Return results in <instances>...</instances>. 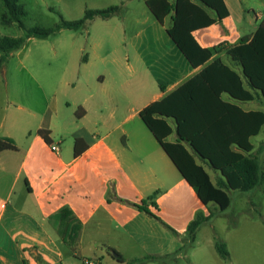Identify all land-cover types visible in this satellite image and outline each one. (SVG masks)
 I'll return each instance as SVG.
<instances>
[{
	"label": "crops",
	"instance_id": "1",
	"mask_svg": "<svg viewBox=\"0 0 264 264\" xmlns=\"http://www.w3.org/2000/svg\"><path fill=\"white\" fill-rule=\"evenodd\" d=\"M224 1L230 15L193 34L202 47L217 48L210 62L220 59L241 73L223 48L248 40L259 26L247 32L241 0ZM119 5L118 14L92 19L81 44L72 45L46 109L14 113L8 127L0 124V264L106 258L127 264L172 255L198 213L208 215L140 116L202 68H194L168 34L171 14L162 24L146 0ZM223 99L244 111L261 110L228 94ZM40 129L50 130L52 144ZM77 137L88 144L78 157ZM176 138L177 131L170 140Z\"/></svg>",
	"mask_w": 264,
	"mask_h": 264
},
{
	"label": "trees",
	"instance_id": "2",
	"mask_svg": "<svg viewBox=\"0 0 264 264\" xmlns=\"http://www.w3.org/2000/svg\"><path fill=\"white\" fill-rule=\"evenodd\" d=\"M1 1L10 15V19L7 15L3 17L4 24L13 20L24 28L22 17L27 14L24 4L19 0ZM146 4L162 24L167 16L172 15L173 26L167 30L168 34L190 64L202 69L164 98L146 106L140 116L201 202L206 207L216 204L225 210L231 205L228 190L247 192L257 188L264 180L260 160L251 155L254 148L251 139L264 126V111H244L237 104L223 99V95L228 94L240 102H251L258 98L264 100V21L248 40L242 39L235 45L223 48L232 62L240 66V73L220 59L210 62L217 48L202 47L193 34L196 30L222 22L230 15L224 0H173L172 3L169 0H146ZM122 8V5H116L107 9H89L83 18L75 21L65 20L61 16V23L54 27L28 28L27 38H48L62 28L85 29L92 19L110 18ZM26 41L22 36H0V69L10 53L22 48ZM76 116L81 117L79 109ZM175 131L177 138L171 141L170 137ZM39 134L47 144L53 143L50 130L40 129ZM87 148L83 137L75 139L76 157ZM196 156L204 164L220 171L223 179L215 184ZM212 215L211 211L209 215L198 213L188 226L185 241L195 242L198 229ZM183 247L172 255H148L127 264H164L167 258H175ZM215 248L221 258L229 259L230 252L225 242L217 239ZM111 251L117 253L114 249ZM117 254L118 260L124 262L123 257Z\"/></svg>",
	"mask_w": 264,
	"mask_h": 264
},
{
	"label": "rangeland",
	"instance_id": "3",
	"mask_svg": "<svg viewBox=\"0 0 264 264\" xmlns=\"http://www.w3.org/2000/svg\"><path fill=\"white\" fill-rule=\"evenodd\" d=\"M121 1L19 0L27 11L22 17L23 28L13 20L4 24L3 17L7 15L10 19V15L0 0V36H22L27 40L22 48L10 54L5 68L0 69V124L5 122L4 126L8 127L14 113L27 116V110L41 112L46 109L59 86L58 78L71 58L72 45H80L87 33L82 29L73 34V30L63 28L48 38L28 39L27 29L54 27L61 23V16L68 21L79 20L86 10L107 9L119 5ZM241 5L245 18L243 25L247 32H251L264 21V0H241ZM94 28L93 25L91 30ZM248 105L264 111V100L260 98ZM19 106L26 111L19 112ZM251 142L254 146L251 155L260 160L264 172V126ZM196 157L198 162L203 163L199 156ZM204 166L215 184L223 179L220 171L207 164ZM228 194L231 205L225 210L216 204L205 206L208 215L210 211L213 215L198 229L195 242L184 239L182 247H185L175 258H167L164 264H264V180L250 191L228 190ZM217 239L227 244L229 259L220 257L215 248ZM92 260L98 264H116L107 258L103 263Z\"/></svg>",
	"mask_w": 264,
	"mask_h": 264
},
{
	"label": "built area",
	"instance_id": "4",
	"mask_svg": "<svg viewBox=\"0 0 264 264\" xmlns=\"http://www.w3.org/2000/svg\"><path fill=\"white\" fill-rule=\"evenodd\" d=\"M53 149L55 151H59V147L58 146H54ZM85 263L86 264H98V263L94 262L93 260H86Z\"/></svg>",
	"mask_w": 264,
	"mask_h": 264
},
{
	"label": "water",
	"instance_id": "5",
	"mask_svg": "<svg viewBox=\"0 0 264 264\" xmlns=\"http://www.w3.org/2000/svg\"><path fill=\"white\" fill-rule=\"evenodd\" d=\"M113 256H114V257H118V254H117V253H113Z\"/></svg>",
	"mask_w": 264,
	"mask_h": 264
}]
</instances>
